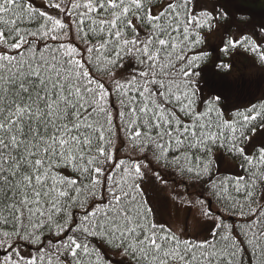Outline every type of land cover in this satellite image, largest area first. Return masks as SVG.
Returning a JSON list of instances; mask_svg holds the SVG:
<instances>
[{
  "label": "snow or ice",
  "instance_id": "snow-or-ice-1",
  "mask_svg": "<svg viewBox=\"0 0 264 264\" xmlns=\"http://www.w3.org/2000/svg\"><path fill=\"white\" fill-rule=\"evenodd\" d=\"M237 55L264 70L239 0H0V264H264V97L226 110Z\"/></svg>",
  "mask_w": 264,
  "mask_h": 264
},
{
  "label": "trees",
  "instance_id": "trees-1",
  "mask_svg": "<svg viewBox=\"0 0 264 264\" xmlns=\"http://www.w3.org/2000/svg\"><path fill=\"white\" fill-rule=\"evenodd\" d=\"M215 39L218 40L219 37L214 35L209 40L211 49L214 52H216L218 49V42L215 43ZM242 65V69H244V67L248 64L242 63ZM257 74L258 76H256ZM228 79L232 84L236 85V87L234 89L228 88L223 90V94L226 97L224 105L226 110L230 111L234 106H246L250 102H254L257 99L264 97V70L257 69L256 72L252 74V76L245 75L244 73L237 74L234 72V70H232V73L229 75ZM225 161L220 163L224 165ZM116 259H118V257Z\"/></svg>",
  "mask_w": 264,
  "mask_h": 264
},
{
  "label": "rangeland",
  "instance_id": "rangeland-1",
  "mask_svg": "<svg viewBox=\"0 0 264 264\" xmlns=\"http://www.w3.org/2000/svg\"><path fill=\"white\" fill-rule=\"evenodd\" d=\"M239 3L248 10L250 15H254L256 20H260L264 18V0H239ZM217 36V35H216ZM216 38V37H215ZM215 39V43L219 42ZM218 54V49L216 51ZM234 63V72L235 73H244L245 75L252 76L253 73L256 72V68L251 66V62L247 59L244 55H237L233 58L232 61ZM239 62V63H237ZM242 63H247L248 65L243 68ZM258 76V74L256 75ZM225 161V160H224ZM222 161V163L224 162ZM221 164V163H220ZM221 168L228 171H234V167L230 165V163L226 160L225 164H221ZM163 206L166 209V212H170L172 215L173 220L178 226H184L185 222L187 221L188 224L191 225V230L195 233L197 228H202L203 225L199 224L196 220L195 213L192 216H187V210L184 208L178 207L175 202H164Z\"/></svg>",
  "mask_w": 264,
  "mask_h": 264
}]
</instances>
